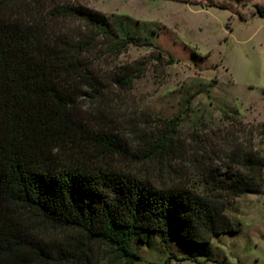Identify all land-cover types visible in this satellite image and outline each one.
I'll return each mask as SVG.
<instances>
[{
  "label": "trees",
  "instance_id": "16d2710c",
  "mask_svg": "<svg viewBox=\"0 0 264 264\" xmlns=\"http://www.w3.org/2000/svg\"><path fill=\"white\" fill-rule=\"evenodd\" d=\"M207 1L217 8L214 0ZM254 8L264 18V6ZM129 45L151 44L122 37L104 14L88 7L66 0H0V264L74 263L90 243L110 246L132 263L139 256L130 240L139 234L147 244L152 232L165 242L175 237L208 242L210 236L196 231L220 233L214 227L225 204L259 192L264 158L252 148L234 168L207 173L212 203L208 196L156 187L107 164L62 159L82 139L111 156L133 153L116 133H86V125L74 117L110 116L99 104L142 70L123 67L108 76L96 63L103 55H121ZM82 104L91 109L81 111ZM173 140L168 134L149 141L147 159ZM10 205L54 227L77 230L79 244L54 251L30 233Z\"/></svg>",
  "mask_w": 264,
  "mask_h": 264
},
{
  "label": "rangeland",
  "instance_id": "374dc122",
  "mask_svg": "<svg viewBox=\"0 0 264 264\" xmlns=\"http://www.w3.org/2000/svg\"><path fill=\"white\" fill-rule=\"evenodd\" d=\"M66 1L104 14L122 37L138 36L151 45L103 55L96 63L103 74L123 67L142 73L99 104L110 116H74L86 133L111 130L136 155L111 156L82 139L63 160L107 164L156 187L208 196L212 203L207 173L234 168L250 148L264 158V18L254 8L264 0H214L217 8L208 7L207 0ZM168 134L173 143L147 159L150 142ZM16 209L30 233L54 251L79 244L77 230ZM219 216L214 228L220 233L196 231L210 236L208 242L181 237L165 242L152 232L146 244L136 234L130 247L139 259L132 263L110 246L90 243L82 259L66 264H264V182L257 194L228 201Z\"/></svg>",
  "mask_w": 264,
  "mask_h": 264
}]
</instances>
